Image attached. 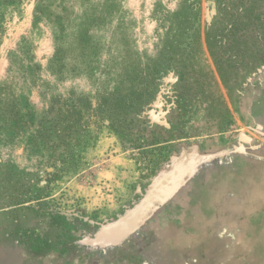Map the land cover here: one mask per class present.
<instances>
[{
  "label": "rangeland",
  "instance_id": "1",
  "mask_svg": "<svg viewBox=\"0 0 264 264\" xmlns=\"http://www.w3.org/2000/svg\"><path fill=\"white\" fill-rule=\"evenodd\" d=\"M0 264H264V0H0Z\"/></svg>",
  "mask_w": 264,
  "mask_h": 264
}]
</instances>
